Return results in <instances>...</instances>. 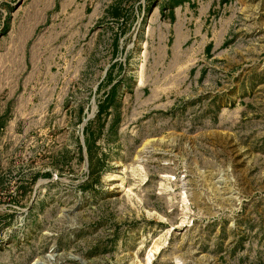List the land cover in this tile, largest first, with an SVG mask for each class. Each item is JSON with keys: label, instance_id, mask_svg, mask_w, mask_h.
<instances>
[{"label": "rangeland", "instance_id": "obj_1", "mask_svg": "<svg viewBox=\"0 0 264 264\" xmlns=\"http://www.w3.org/2000/svg\"><path fill=\"white\" fill-rule=\"evenodd\" d=\"M202 1L0 0V264H264V0Z\"/></svg>", "mask_w": 264, "mask_h": 264}, {"label": "crops", "instance_id": "obj_2", "mask_svg": "<svg viewBox=\"0 0 264 264\" xmlns=\"http://www.w3.org/2000/svg\"><path fill=\"white\" fill-rule=\"evenodd\" d=\"M189 0H183V4L188 3ZM203 4H205L206 6L209 7V10L211 8V6H214L215 4H220L222 3L221 0H203L202 1ZM207 16V15H206ZM206 16H199L196 21H203V25L204 28H209L206 27V23H209L211 21V19L209 17H211L210 15H208L209 20L206 19ZM231 18L229 16L227 17H222L219 19L218 22V27L215 28L214 30V38L211 39L212 42L210 44H208V46L206 47V52H208L209 54H213V52H219V54H226L229 52V48H231L230 45V33H231ZM212 46V48H215V51H210V47ZM223 48V49H222Z\"/></svg>", "mask_w": 264, "mask_h": 264}]
</instances>
